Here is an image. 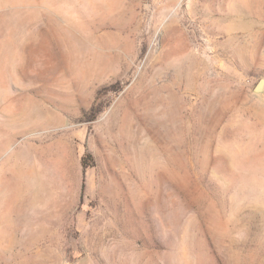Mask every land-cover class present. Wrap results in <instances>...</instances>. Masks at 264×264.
<instances>
[{"label": "rangeland", "instance_id": "rangeland-1", "mask_svg": "<svg viewBox=\"0 0 264 264\" xmlns=\"http://www.w3.org/2000/svg\"><path fill=\"white\" fill-rule=\"evenodd\" d=\"M5 3L0 264H264V0Z\"/></svg>", "mask_w": 264, "mask_h": 264}, {"label": "trees", "instance_id": "trees-1", "mask_svg": "<svg viewBox=\"0 0 264 264\" xmlns=\"http://www.w3.org/2000/svg\"><path fill=\"white\" fill-rule=\"evenodd\" d=\"M81 164L84 170L90 166H94L96 162H95L93 154L91 152H86L82 157ZM83 188H84V183H83Z\"/></svg>", "mask_w": 264, "mask_h": 264}, {"label": "bare ground", "instance_id": "bare-ground-1", "mask_svg": "<svg viewBox=\"0 0 264 264\" xmlns=\"http://www.w3.org/2000/svg\"><path fill=\"white\" fill-rule=\"evenodd\" d=\"M5 1H6V3L4 4V7L7 6V5L10 3V0H5ZM1 23H2V22H1ZM20 113L23 115V114H26V111L21 110ZM19 116H20V115H19ZM10 120H12V121H13V120H16V121H17V120H18V117L15 118V117L13 116Z\"/></svg>", "mask_w": 264, "mask_h": 264}, {"label": "water", "instance_id": "water-1", "mask_svg": "<svg viewBox=\"0 0 264 264\" xmlns=\"http://www.w3.org/2000/svg\"><path fill=\"white\" fill-rule=\"evenodd\" d=\"M263 86H264V80H261V82H260V84L258 86V91H262Z\"/></svg>", "mask_w": 264, "mask_h": 264}]
</instances>
